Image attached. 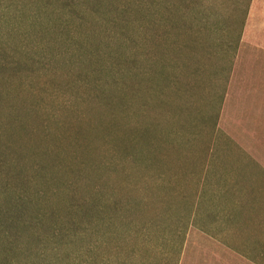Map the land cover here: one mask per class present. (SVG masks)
Returning <instances> with one entry per match:
<instances>
[{
    "label": "rangeland",
    "instance_id": "374dc122",
    "mask_svg": "<svg viewBox=\"0 0 264 264\" xmlns=\"http://www.w3.org/2000/svg\"><path fill=\"white\" fill-rule=\"evenodd\" d=\"M263 49L264 0H0V264H264V200L226 194L264 147ZM210 169L239 227H192Z\"/></svg>",
    "mask_w": 264,
    "mask_h": 264
},
{
    "label": "crops",
    "instance_id": "0c3cea01",
    "mask_svg": "<svg viewBox=\"0 0 264 264\" xmlns=\"http://www.w3.org/2000/svg\"><path fill=\"white\" fill-rule=\"evenodd\" d=\"M264 50V49H263ZM264 55V53H262ZM258 77H257V81H258V87L259 89L262 91L261 96H259L256 101H258L257 103H255L257 105L256 109H257V113L260 112V114L264 115V56H263V62L260 61V65L258 66ZM246 98L248 99V101L251 99L248 95H245V97H241L239 99H235L233 101V103L235 104V106H237V108H239L240 106H244L246 104ZM260 99H262L261 103L263 104V106H261L260 104ZM251 101H249L248 103H250ZM220 123V116L218 114V120L217 123L214 125L213 127V131H212V135H213V139H212V149L210 151L211 155V166H213V168L218 167V169L221 167L219 165V161L216 160V158H221V153H223L220 149L216 148V146H218L220 144L221 138H222V132H220V128L219 126H217ZM264 123V121H263ZM217 127L216 131L215 128ZM247 132H243L242 135H247ZM240 135V134H238ZM241 136V135H240ZM228 142H227V146H229V148H227V152L226 154H228L229 158L228 159H232L233 154V147L231 146H235V144L237 143V135L234 134V137L232 136H228L227 137ZM264 147H259V148H254L253 153L251 154V156L246 157V159H240V158H236L234 157L236 160L239 161H243L244 164H242V166L239 167L238 170V176L236 178V182L233 183H229L227 186V193L226 194H230L233 193L234 196H240L243 194L242 191V185H246L249 190L251 191V197L253 199V201L255 203L257 202H263L264 197H258L256 198V186H262L264 185V165H262L263 161H264ZM218 159V160H219ZM246 161V162H245ZM261 163H260V162ZM241 165V164H240ZM216 171H214L213 169H210L209 172L205 171V173L203 174V177L200 178L199 180V184L197 187V195L196 198L197 200L195 201V207L194 210L199 209L200 213H199V219H200V224L198 226H195L193 228L200 230L203 229L204 232H206L208 229V222L206 220H212L214 223L216 224H220L223 221H226L228 223H232L234 224L236 227H239L238 222H240L239 218V214L236 213V211L234 210L233 213H226L225 215L223 214H219L218 211L220 210L219 205L223 208H225L224 206H222V199H221V195L222 192L220 193L219 197H216L213 192H211L209 194H207V192H209L211 189H208V187L211 185L212 183V173H214ZM243 172V173H242ZM218 177V175H216L214 178L216 179ZM240 177V178H239ZM226 180V178L224 179ZM242 180V182L240 183V181ZM224 196V195H223ZM202 198V200H201ZM217 198L219 200L220 203H217ZM223 198V197H222ZM225 200H229V197H225ZM202 204H206L205 209L203 210L202 208ZM260 208V206H259ZM263 208V207H262ZM255 207L248 209L245 211V213H243L242 215L244 216L246 214V212H250L248 214H246L247 218H249V215H251L254 211ZM206 210V211H205ZM256 211L260 210V209H255ZM206 216V219H205ZM207 228V230H206ZM223 233V232H221ZM246 255H239L238 258L244 259L245 262L247 264H253L251 263V261L247 258H244ZM219 258V257H218ZM221 259V258H219Z\"/></svg>",
    "mask_w": 264,
    "mask_h": 264
},
{
    "label": "trees",
    "instance_id": "16d2710c",
    "mask_svg": "<svg viewBox=\"0 0 264 264\" xmlns=\"http://www.w3.org/2000/svg\"><path fill=\"white\" fill-rule=\"evenodd\" d=\"M7 167H8V164L6 162L0 161V168L2 170H6ZM201 200H202V198H201ZM96 213L99 216L97 221H98V226L100 227V229L102 228V229L111 230L112 223H111L110 217L107 214H105V212H103L101 210L96 211ZM199 213H200L199 209H196V210L192 209V211L189 214V218H191V220H192L191 225L193 227L198 226L200 224L199 223L200 222ZM84 214H85V211H84ZM108 228H110V229H108ZM184 238H185V234H184ZM215 259H218V258H215ZM218 260H220V259H218ZM197 263L198 264H213V263L208 262L206 260H202V261H199ZM216 264H220V263H216ZM227 264H247V263L245 262L244 259H240V261H234V263H227Z\"/></svg>",
    "mask_w": 264,
    "mask_h": 264
}]
</instances>
